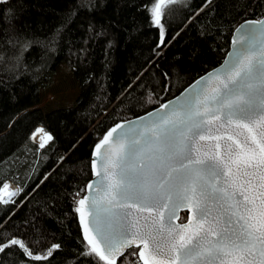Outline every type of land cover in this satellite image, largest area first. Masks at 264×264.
Returning <instances> with one entry per match:
<instances>
[{"label":"trees","instance_id":"obj_1","mask_svg":"<svg viewBox=\"0 0 264 264\" xmlns=\"http://www.w3.org/2000/svg\"><path fill=\"white\" fill-rule=\"evenodd\" d=\"M153 7V0L0 4V113L23 102L16 93L21 85L51 80L75 47L85 52L87 71L77 105L100 92L109 104L74 146L72 137L43 148L29 139L0 161V188L6 181L21 188L8 218L0 202V245L17 239L27 249L9 245L0 264H105L83 239L76 212L92 178L94 147L117 123L155 110L220 65L235 29L264 17V0H187L162 6L157 26ZM24 43L29 47L17 62ZM133 249L116 264H142L129 255Z\"/></svg>","mask_w":264,"mask_h":264},{"label":"snow or ice","instance_id":"obj_2","mask_svg":"<svg viewBox=\"0 0 264 264\" xmlns=\"http://www.w3.org/2000/svg\"><path fill=\"white\" fill-rule=\"evenodd\" d=\"M6 2L7 0H0V4ZM153 3L154 7L149 9L151 18L154 24L160 26L162 6L169 3L186 4L187 0H153ZM170 12L171 9H168L167 14ZM237 31H243L244 39H247L249 35L254 39L243 50H239L226 67L223 74L225 81L221 90L215 95L207 97L202 89L196 93V97L201 100L205 108L211 101L215 107V118L223 115L229 122L236 120L238 123L241 121L250 123L257 120L264 121V21H248ZM161 35L163 36V32ZM28 47L29 43L22 45L17 62ZM0 60H3L2 56H0ZM242 97L245 99L241 103ZM163 107L167 109L168 105H163ZM183 108L184 105H181V109ZM204 126V113L200 108L186 114L173 108L170 113L146 126L151 132V136L142 137L143 142L141 139H133L123 151H119L115 155L110 151L102 154L103 172L96 173L100 176V182L95 185V188H93V184H89L87 189L97 193L90 208L94 210L93 214L98 222L96 231L104 244V249L93 246L91 252L105 264H115L112 254L123 255L121 249L132 246L137 238L140 239L144 249H148L149 239H155L153 233L150 231L141 234L135 231L136 219L134 213L128 210L136 209L139 212L142 209L153 208L161 209L160 219L162 221L164 219L163 210H168L166 223H160L158 227L154 228L156 233H162L167 228L169 233L168 252L164 253L163 258H159L161 248L159 244H156L153 252L149 253L150 259H146L143 250L136 252L134 248L129 255H138L144 260V264H166V261H170L171 264H213V261L217 260L220 261V264H224V260L229 257L235 261H242L243 264H252V261H249L247 257L253 255L252 249L256 247L257 242L262 245L259 249V256L262 258L260 264H264V231H257L256 224L245 215H240L236 220L228 217L226 223L230 227L220 231L218 239L211 248L204 247V241L211 233V228L205 231L203 236L194 234L192 238L186 240L184 233L189 231L193 225L188 222L180 225L172 223L173 220L179 219L176 215L179 208H188L190 202H194L196 207L192 211V215L197 218L196 226L199 227L210 212L207 202L224 199L216 195L221 189L214 186L209 187L204 179L205 174L212 178L213 184L221 182L228 184L227 177L230 175L239 176L241 180H246L245 187L251 186L255 189L252 200L258 196L260 202L264 203V156L257 160L253 155L252 158L241 160L238 163L222 160L204 162L196 159L193 156V152L196 150L195 143L204 138ZM38 131H43V129H38ZM115 131L116 128H113L108 136H111ZM107 142L108 137L106 136L100 144H97L96 151L99 152L101 146ZM43 146L41 143L40 147ZM258 147L259 151L264 153V144H260ZM153 149L158 154L157 159L161 162V167L158 170L145 169L143 164L145 153ZM95 164L94 160V169ZM233 164H236L235 170L232 167ZM109 168L112 169L111 173ZM248 169L253 171L249 173ZM257 169L260 171H256ZM110 175L114 179L108 182ZM154 176L160 177V182L155 187ZM250 177H258L259 183H253ZM4 187L7 188L8 185L5 184ZM157 188L161 190H157ZM240 194L244 196L243 191ZM105 196L109 197L106 203L103 202ZM86 198L80 199L78 203L83 205ZM248 199L249 197H244L245 201ZM238 203L243 205L244 201ZM114 206L126 211L117 213L114 211ZM77 211L79 212L80 209L77 208ZM101 213L109 222L115 223L112 231L106 232L100 226ZM262 214H264V209H262ZM187 220L188 218L185 217V221ZM153 225H156L155 220H153ZM193 238H195V243H193ZM85 239L89 238L85 237ZM89 242L91 243V241ZM9 245L25 248L22 241L12 239L0 245V252H3ZM59 247V245H53L54 249ZM136 247L138 248L139 244ZM25 251H27L26 248ZM82 254L88 255L89 253L85 251ZM33 258L41 259L39 255Z\"/></svg>","mask_w":264,"mask_h":264},{"label":"water","instance_id":"obj_3","mask_svg":"<svg viewBox=\"0 0 264 264\" xmlns=\"http://www.w3.org/2000/svg\"><path fill=\"white\" fill-rule=\"evenodd\" d=\"M248 21H264V17L260 20ZM248 21L241 23L235 29L231 39L229 51L220 65L203 74L179 95L165 102L155 110H152L140 117L119 122L105 133L103 138L97 144H100L106 136L108 137V142L101 146L99 152L96 151L97 145L93 149L91 156L92 178L88 182L87 186L89 184H93V188H95V185L100 182V176L96 173L103 172L101 164L102 154L106 151H110L113 155H115L117 152L123 151L133 139H141V142H143L142 137L151 136V132L146 126L152 124L154 121H157L161 116L170 113L173 108H177L185 114L189 111H194L196 108H200L204 113V138L197 140L195 143L196 150L193 152V156L196 159L204 162L222 160L224 162L235 161L238 163L241 160L252 158L253 155H255L257 160H259L261 156H264V153H261L258 147L260 144H264V121L257 120L254 123L241 121L238 123L236 120L229 122L223 115L215 118V107L212 105L211 101L208 102V106L205 108L201 100L196 97V93L202 89L207 97L215 95L221 90L222 84L225 81L223 74L226 67L232 62L236 53L239 50H243L249 42L254 39L251 35H249L247 39H244L245 34L243 31H237V29H240L241 26L245 25ZM257 27L259 26L257 25ZM244 99V97L241 98V103ZM186 101L187 103H185ZM163 105H168V108L165 109ZM181 105H184L183 109H181ZM118 125L120 127H117ZM113 128H116V131L113 132L111 136H108V133L111 132ZM253 140H255V143H253ZM157 155L158 154L155 153V149L145 153L143 158L145 169H160L161 162L157 159ZM94 160L96 161L95 169L93 167ZM232 167L235 170L236 164H233ZM111 171L112 169L109 168L110 173ZM248 171L251 173L253 170L248 169ZM256 171L260 170L257 169ZM250 178H252L253 183H259L258 177ZM113 179L114 177L110 175L108 182ZM204 179L208 183L209 187L214 186L217 189H221L216 193V195L223 197L224 199L207 202L210 212L207 218L202 222V225L199 227L196 226L197 218L192 215V211L195 209L196 203L190 202L188 208H179L177 210L176 215L179 219L172 221L174 225L184 223L181 219L185 213H187L188 218L185 222L193 225L189 231L184 233L186 240L188 238H192L194 234L203 236L205 231L211 228V233L208 235L207 240L204 241V247L211 248L213 243L218 239L220 231L230 227V225L226 223L228 217L236 220L240 215H245L246 218L253 221L256 224L257 231H264V227H261L264 225V214H262L264 203L260 202V198L258 196L255 200H252L255 189L251 186L245 187L246 180H241L239 176L230 175L227 177L229 180L228 184H223L222 182L213 184L212 178L206 174ZM159 182L160 177L154 176V187L157 186ZM87 186L85 193L82 197H80V199L84 197L87 198L85 199L83 205L78 203L80 211H76L79 226L83 239L91 249L93 246H97L99 249H104L103 240L96 231L98 223L97 218L93 214L94 210L90 208L92 201L96 199L97 193L94 190H88ZM165 187H167V185H165ZM157 190L161 189L157 188ZM242 191L244 196H241L240 194ZM245 196L249 197L247 201L244 200ZM108 199L109 197L105 196L103 202L106 203ZM239 201H244V204L242 205L238 203ZM201 206H203V204H201ZM114 211L119 213L126 210L114 206ZM128 211H132L134 213V218L136 219L137 224L135 231L141 234H146L151 231L155 239H149V247L148 249H144L143 244L140 243V239L137 238L132 246L121 249L123 255H120L119 253L112 254L115 264L133 248L138 249V252L143 250L145 252V258L150 259L149 253L153 252L156 244H159L161 248L159 258H163L164 253L168 252L169 233L167 228H165L162 233H156L154 228L158 227L160 223H166L168 210H163V221L160 219L161 209L159 208H153L150 210L142 209L139 212H137L136 209H130ZM153 220L156 221V225H153ZM99 224L106 232L112 231L115 227V223L109 222L103 213H101L99 217ZM85 237H88L89 239H85ZM89 241H91V243ZM193 243H195V238H193ZM137 244H139L138 248L136 247ZM260 247H262V245L257 242L256 247L252 249L253 255L247 257L249 261H252V264H260V260L262 259L259 256ZM139 260L142 264H144L143 259L139 257ZM166 264H171V262L166 261ZM213 264H220V261H213ZM224 264H243V262L235 261L232 257H229L224 260Z\"/></svg>","mask_w":264,"mask_h":264},{"label":"rangeland","instance_id":"obj_4","mask_svg":"<svg viewBox=\"0 0 264 264\" xmlns=\"http://www.w3.org/2000/svg\"><path fill=\"white\" fill-rule=\"evenodd\" d=\"M85 59L83 49L75 47L62 60L51 80L37 87L23 84L17 89L23 102L0 113V161L29 139L40 147L33 138L40 127L51 135L50 141L57 137L66 141L72 137L74 146L98 122L99 110L109 107L104 94L100 92L85 104L77 105L81 84L87 75ZM20 192L19 187L11 202L5 204L8 207L5 217L17 210L15 199Z\"/></svg>","mask_w":264,"mask_h":264},{"label":"built area","instance_id":"obj_5","mask_svg":"<svg viewBox=\"0 0 264 264\" xmlns=\"http://www.w3.org/2000/svg\"><path fill=\"white\" fill-rule=\"evenodd\" d=\"M40 129H43V131H38L36 132L33 136H34V141L40 146L41 143H43L44 146H46L49 141L51 140V135L43 128V127H40ZM43 134L45 135H49V140L47 142H43L41 141V137L43 136ZM43 146V147H44ZM7 184L8 187L5 188L4 186L2 187L1 191H0V202H2L3 204H6L8 202H11V199L13 198L14 196V193H15V190H17L19 188L18 185H15L13 184L12 182H5L4 185ZM10 187L13 188V191L7 194H2L1 192L3 190H8ZM77 204H78V201H76V207H77Z\"/></svg>","mask_w":264,"mask_h":264},{"label":"bare ground","instance_id":"obj_6","mask_svg":"<svg viewBox=\"0 0 264 264\" xmlns=\"http://www.w3.org/2000/svg\"><path fill=\"white\" fill-rule=\"evenodd\" d=\"M48 140H49V135L43 134V136L41 137V141L47 142ZM11 191H13V188L12 187H10L8 190H3L1 193L2 194H7V193L10 194Z\"/></svg>","mask_w":264,"mask_h":264},{"label":"flooded vegetation","instance_id":"obj_7","mask_svg":"<svg viewBox=\"0 0 264 264\" xmlns=\"http://www.w3.org/2000/svg\"><path fill=\"white\" fill-rule=\"evenodd\" d=\"M183 222H185V220H183Z\"/></svg>","mask_w":264,"mask_h":264}]
</instances>
